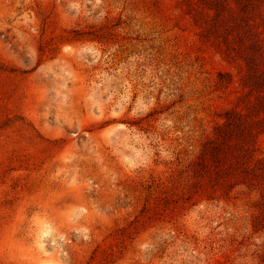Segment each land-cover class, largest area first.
Segmentation results:
<instances>
[{"label":"rangeland","instance_id":"374dc122","mask_svg":"<svg viewBox=\"0 0 264 264\" xmlns=\"http://www.w3.org/2000/svg\"><path fill=\"white\" fill-rule=\"evenodd\" d=\"M0 264H264V0H0Z\"/></svg>","mask_w":264,"mask_h":264}]
</instances>
